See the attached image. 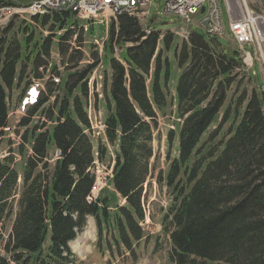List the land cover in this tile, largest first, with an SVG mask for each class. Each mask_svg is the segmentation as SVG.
<instances>
[{
	"label": "trees",
	"instance_id": "trees-1",
	"mask_svg": "<svg viewBox=\"0 0 264 264\" xmlns=\"http://www.w3.org/2000/svg\"><path fill=\"white\" fill-rule=\"evenodd\" d=\"M4 4L14 5L0 0V6ZM49 12L31 18L42 27L51 20L52 33L67 27L57 44L63 57L74 32L69 26L77 25V20L68 9ZM115 25L111 21L104 44L111 54V78L103 87L104 137L115 147L114 192L87 200L95 159L93 142L85 132L90 127L85 111L87 77L96 66L91 62L68 75L60 100L56 97L44 108L53 96V89L48 88L19 119L17 126L25 130L17 151L23 156L29 144L32 152L22 164L18 198L15 158L10 152L0 159V226L12 220L3 242L8 257L16 264H74L77 258L69 242L82 231L87 216L94 217L98 229L102 221L108 225L113 221L129 249L132 239H141L137 220L144 217L143 185L150 176L152 132L158 113L164 115L171 105L175 107L172 115L178 119V145L176 155L167 158L170 162L164 178L172 196L162 223L171 242L169 259L175 264H191L195 258L264 264V90L253 89L250 95L242 90L238 105L231 110L228 104L219 122L226 94L243 64L237 50H222L214 38L191 32L174 50L173 60L180 72L175 98L168 102L165 93L171 61L165 56L162 66L161 51H169L170 35L163 37L162 48L157 49L160 33H146L136 17L122 13L117 17V28ZM11 26L10 22L0 28V131L7 123V90L14 76L21 80L24 73L22 57L34 52L33 72L43 67L41 55L48 56L51 48L48 37L38 46L30 42L29 35L23 42L8 36ZM121 45H126L121 50L122 61L112 55L114 47ZM152 63L155 69L151 75ZM43 112L55 123L45 131L37 132L36 124L28 130L33 118ZM226 122L229 125L224 129ZM215 123L216 128L204 137ZM173 138L170 130L168 141ZM50 145L61 151L51 168L47 161ZM96 153L99 160L106 156V145L101 141ZM158 181H162L160 173ZM114 193L126 203L113 205Z\"/></svg>",
	"mask_w": 264,
	"mask_h": 264
},
{
	"label": "rangeland",
	"instance_id": "rangeland-1",
	"mask_svg": "<svg viewBox=\"0 0 264 264\" xmlns=\"http://www.w3.org/2000/svg\"><path fill=\"white\" fill-rule=\"evenodd\" d=\"M6 1L8 0H5V2ZM46 1L47 0H9V2H12L14 5L4 4L0 6V28L2 29L10 22L12 23V29L9 31L8 36L13 35L15 38L23 42L24 37L29 35L31 36L30 42L34 43L35 41L38 46L42 43L45 37L51 39L49 55H41L43 67L35 69L32 72L34 52H32L31 56L27 58H25L24 55L20 63V66L24 70L22 79L19 80L18 83L10 88L7 92V123L6 126L0 131V158L7 156L10 150H14V152L17 153L16 149L19 147L17 144H20L21 142L20 135H18L17 132L22 134L25 128L17 126L21 115L16 111V107L19 104L22 91L30 82H37L39 84L40 90L39 95H37L38 97L41 94L48 92V88L53 89V96L44 106V108H46L51 106L56 101V97L58 100L62 98L65 93L63 83L68 78L70 73L79 72L86 66V64L93 62L96 64V66L93 69L94 76H92L91 82L87 84V86H89L88 102H91L92 108L94 102L96 103L95 106L98 107V110H93V116H98V111H101V115H103L105 112L102 94L104 83H102V81L104 77V82L106 81L107 85L110 83L111 71L108 63L111 54L105 50L103 45L101 46V44L97 43H100L103 38L106 40L109 37V29H107V32L105 30L102 32V29L100 30V27L97 26L96 29L94 27L93 32L90 34L88 31H85L86 29H84V27L83 29L80 27V23H82V21L77 17V25H74L73 27L70 26L73 28L74 32L67 41L65 48L67 51L63 57H61L57 51V44L60 41V35H62L67 27H64L60 31L56 30L55 33H52V31L49 29L51 20H48L46 26L42 27L31 18L35 14L43 15L42 12L44 11L36 7H38L40 3H45ZM245 1L247 2L250 9L252 8L256 11H261L264 13V0ZM164 2L165 0H151L149 14L147 16V25L149 28L160 32L159 40H162L164 36L170 35L169 38L172 39L171 43L174 44L171 45L172 47L169 51H165L164 49L161 51V63L163 66V63L166 62L164 57L167 56L169 62L171 61L170 66H173V70L177 75L180 70L176 69L175 62L173 61L174 48L176 43L180 45L182 41L188 40L189 38V35L187 34L183 36L177 34L179 29L185 28L188 29V31L197 32L203 35H206V33L199 24L201 17L200 14L192 16L191 20L186 24L178 15L174 13H164ZM219 4L222 11V19L226 35L217 38L219 43L218 45L222 50H234L236 47L232 40V33L228 27L225 6L222 0H219ZM45 6L47 5L45 4ZM125 14L132 16L128 13ZM117 17L118 16H115L113 19H111L116 24V28ZM109 24L110 21L108 26ZM257 25L255 27L256 29ZM175 31L177 32L174 33ZM127 45H130V43H127ZM125 46L126 45L115 46L112 55L116 58H120L121 50H123ZM158 47L162 48L161 41L159 42L157 49ZM244 49L246 51L253 52V47L251 45L245 44ZM93 56L95 57L94 59ZM260 66L261 65L255 61L254 65L249 68L248 74L244 68H239L237 70L238 76L234 78V82L226 94L224 105L219 112V122L224 113V109L228 104L231 105V110L234 109L236 105H238V102H236L237 96H240L242 90L247 91V95H250V92L253 89L259 91V88H261L264 90V73L261 71ZM154 69V63H152L149 72L151 75L153 74ZM55 76L60 78V82L58 84L53 81V77ZM175 80L176 76H171L168 82V89L165 93L168 102H170L172 97L175 98ZM238 82L240 83L239 85ZM77 92L78 91H75V93ZM95 94H98V96ZM172 102H174V100H172ZM174 110V106L168 105L164 111V115L158 113L157 125L152 132L153 139L151 143L153 148V156L150 159L151 170L150 176L147 178L144 184L143 192V203L146 212L145 221L147 222H145L144 226L142 227L144 228L146 238H143L138 243L136 240L132 239L130 249L128 248V251V249L121 243L119 239V233L117 229L114 228V226L102 227L100 237L98 238L99 230L97 231L96 229V222L94 218L89 216L87 218L84 230L76 237L73 242L70 243L71 249L77 258L74 264H174L168 256V253L171 249V242L168 233L163 231L160 224L162 216L169 205L168 197L169 195L171 196V193L170 190H168L163 185V181L161 184L158 181L159 173L163 178L165 172L167 171L169 164V160H167V158L170 159L176 154V139H174L173 142L168 141L169 131L173 130L175 133L177 131V129H175L177 120L175 119L174 115H172ZM239 110H242L241 106H239ZM39 114L34 117L32 123L28 126V130H31L34 124L38 126L37 132L45 131L46 126L48 127L52 125V122L50 123L49 118L44 112ZM218 123L212 125L205 133L204 137L208 132L216 128ZM228 125L229 122H226L223 126L224 129ZM93 127L94 129L91 140L94 144H96L98 140H103V136L101 134H97L98 128H96L94 120ZM17 128L20 131H17ZM27 155L28 152L26 151H24V154L21 157L19 154L16 155L17 161L15 162L14 167L17 169L19 178L22 177V164ZM18 156L20 159H18ZM110 160L111 159L109 156L106 155V157L103 159V163H97L96 161V165L93 167L95 183L101 181L104 179V177L111 175L110 170L107 167L108 163H110ZM49 164V167L51 168L52 162ZM21 184V181H17L18 192L21 190ZM99 191L100 189L95 192L92 197L94 198ZM111 192V189H105L102 196ZM121 200V198H118L117 204L121 203ZM123 201L124 200H122V202ZM109 211L112 213L114 212V209L110 207ZM9 227L10 220L5 222L0 229V258H5L6 261L9 255L3 250L2 244L6 239ZM11 260L12 259L10 258V261H7L8 263L5 260L3 261H5L6 264H13ZM3 261H1L0 264L4 263ZM191 264L225 263L209 262L207 260L195 258L194 263Z\"/></svg>",
	"mask_w": 264,
	"mask_h": 264
},
{
	"label": "built area",
	"instance_id": "built-area-1",
	"mask_svg": "<svg viewBox=\"0 0 264 264\" xmlns=\"http://www.w3.org/2000/svg\"><path fill=\"white\" fill-rule=\"evenodd\" d=\"M222 1L228 16L229 30L232 33V37L238 49L243 52V61L246 64H251L252 62L250 54L243 49V46L248 44L253 47L256 59L264 67V37H260V32L256 33L253 30V23L250 19H255L256 21L254 23L257 24L260 18L261 29L264 30V13L251 8L250 10L252 13L247 14L246 8H249L248 4L245 0H240L244 15L242 19H235L231 14L229 1ZM45 4L47 6H45ZM149 4L150 0H47L45 3H40L38 7H35L45 12L66 8L70 12H75L79 17L81 15L93 16V14L97 12L118 15L128 12L143 16L147 13ZM203 6H205V9L203 13H201L200 11ZM163 12L174 13L185 21H189L191 15L201 14L200 25L208 34L221 36L224 33L218 0H166L164 2ZM257 29L259 30L258 25ZM55 81H58V78H55ZM60 156L61 151L56 149L53 159L59 158ZM98 185L99 182L92 187V195L93 188L95 189ZM87 199L91 200L92 197L88 196Z\"/></svg>",
	"mask_w": 264,
	"mask_h": 264
},
{
	"label": "bare ground",
	"instance_id": "bare-ground-1",
	"mask_svg": "<svg viewBox=\"0 0 264 264\" xmlns=\"http://www.w3.org/2000/svg\"><path fill=\"white\" fill-rule=\"evenodd\" d=\"M229 1V6H230V11H231V14L232 16L235 18V19H242V16L244 15V10L242 8V5H241V2L240 0H228ZM249 9V10H248ZM56 11H60V10H66V8H59V9H54ZM45 12V11H44ZM246 12L247 14H250L252 13L250 11V8H246ZM43 13V12H42ZM131 14V13H130ZM92 15H81V17L83 18H86V19H89ZM252 20V23H253V30L258 33L260 32V37H264V30L261 29V19L259 18V21H257V24L259 25V30L256 29V25L254 22L256 21L255 19L253 18H250ZM258 19V18H257ZM55 80V79H54ZM74 247H76L75 245H73Z\"/></svg>",
	"mask_w": 264,
	"mask_h": 264
},
{
	"label": "water",
	"instance_id": "water-1",
	"mask_svg": "<svg viewBox=\"0 0 264 264\" xmlns=\"http://www.w3.org/2000/svg\"><path fill=\"white\" fill-rule=\"evenodd\" d=\"M203 10H204V8L202 7L201 11H203Z\"/></svg>",
	"mask_w": 264,
	"mask_h": 264
}]
</instances>
